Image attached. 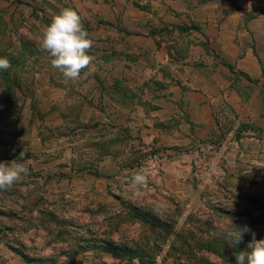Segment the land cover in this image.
<instances>
[{
  "label": "rangeland",
  "instance_id": "374dc122",
  "mask_svg": "<svg viewBox=\"0 0 264 264\" xmlns=\"http://www.w3.org/2000/svg\"><path fill=\"white\" fill-rule=\"evenodd\" d=\"M145 1L0 0V58L11 63L8 75L0 70V162H26L28 170L11 189L0 190V212L11 216L0 215V264L10 255L7 241L16 247L24 244L28 255L55 264H140L128 255L106 251L105 243L137 246L155 259L154 264H230L239 249L250 251L252 242L251 234L235 245L226 241L223 233L231 223L247 225L256 240L264 239L263 114L258 116L262 127L244 124L237 141H219L214 149L203 145L199 173L189 175L183 189L175 192L145 193L151 186L157 188L150 180L147 189L132 187L136 168L155 154L146 152L142 140L134 141L131 160L118 170H130L124 186L112 183L113 176L88 177L100 175L90 160L69 165L66 150L85 154L97 145L91 138L102 130L94 132L92 124L82 120L85 103L94 105L100 96L106 101L114 84L138 97L134 103L143 101V92L158 100L157 93L164 89L157 81L147 82L152 74L140 63L146 56L155 59L153 50L147 53L150 40L143 25L159 18L152 10L156 3ZM65 8L78 12L94 41L87 53L94 57L92 66L78 80L66 79L53 68L40 46L46 27ZM66 104L67 113L62 114ZM227 114L226 129L243 120L232 110ZM79 131L89 139L78 138ZM123 152L124 148L121 156ZM102 163L109 164H97L104 168ZM74 171L83 174L86 183L62 181ZM102 171L105 176L107 171ZM84 184L90 185L84 186L88 190L105 186L95 194L85 191ZM133 208L154 210L162 226L140 224L132 218Z\"/></svg>",
  "mask_w": 264,
  "mask_h": 264
},
{
  "label": "crops",
  "instance_id": "0c3cea01",
  "mask_svg": "<svg viewBox=\"0 0 264 264\" xmlns=\"http://www.w3.org/2000/svg\"><path fill=\"white\" fill-rule=\"evenodd\" d=\"M145 2H151L152 6L156 3L158 7L152 10H157L159 18L143 25L146 39L150 40L147 53L153 50L155 59L146 56L140 63L152 74L147 82L157 81L164 89L157 93L158 100L143 92V101L134 103L138 97L112 85L105 95L106 101L100 96L94 105L83 106L84 123L90 122L94 132L102 129L91 138L97 145L85 154L81 150L75 153L71 148L66 154L70 155V166L74 161L84 164L87 160L97 165L100 175L88 177L113 176L112 183L124 186L130 181L126 177L130 170L122 173L118 170L131 160L134 141L142 140L146 152L155 154L136 169L142 170L157 186L155 190L151 186L145 193L166 194L183 189L187 177L199 173L203 145L214 149L237 141L244 124L262 127L258 116L264 115V0ZM144 13L152 16L148 11ZM151 30L154 33L149 35ZM226 65L233 67L234 72ZM68 107L66 104L62 114L67 113ZM228 110L243 120L226 129L223 123L230 122ZM61 120L64 121L63 116ZM77 135L89 139L83 131ZM219 141L223 142L218 144ZM102 153L106 155L103 158ZM101 160L109 164H100L103 168L97 164ZM102 170L107 171L105 176ZM62 181L86 183L83 174L76 171ZM84 186L90 187L88 184L81 187L86 189ZM103 186L93 185L85 191L97 194ZM143 187L147 189L148 185ZM5 250L10 253L6 264H26L12 250Z\"/></svg>",
  "mask_w": 264,
  "mask_h": 264
},
{
  "label": "clouds",
  "instance_id": "9594fccd",
  "mask_svg": "<svg viewBox=\"0 0 264 264\" xmlns=\"http://www.w3.org/2000/svg\"><path fill=\"white\" fill-rule=\"evenodd\" d=\"M94 45L90 34L84 28L81 16L77 11L65 8L56 15L43 32L41 48L50 56L53 68L60 71L66 79L78 80L85 69L92 66L94 57L87 53ZM11 63L6 58H0V70H7ZM23 155V154H22ZM25 163L16 161L0 162V190H9L28 174ZM148 182V176L138 171L132 177V187L139 189ZM227 229L223 235L226 241L237 244L245 234H251L252 242L248 245L250 251L235 253L236 264H264V239L256 240L255 233L247 226H235Z\"/></svg>",
  "mask_w": 264,
  "mask_h": 264
},
{
  "label": "trees",
  "instance_id": "16d2710c",
  "mask_svg": "<svg viewBox=\"0 0 264 264\" xmlns=\"http://www.w3.org/2000/svg\"><path fill=\"white\" fill-rule=\"evenodd\" d=\"M229 66V65H226ZM229 69L234 72L233 67L229 66ZM6 74L8 75V70H5ZM133 212H134V216H132L133 219H136L140 224L142 225H146L149 226L151 228H158L159 226H162V222L160 221L159 217L157 216V214L154 212V210L151 209H143V208H133ZM155 213V214H154ZM0 215L6 217V218H10V215H7L5 213L0 212ZM15 216V215H14ZM11 227H8V231L10 230ZM3 230V226L0 227V232ZM106 247L105 250L106 251H110V252H120L122 254L128 255L130 257H132L133 259H137L140 264H154L155 259H153V257L150 258L145 256L142 253H140L138 250L139 247L136 246L135 247H130V246H124V245H116V244H112V243H105ZM105 245H98L95 246L93 245L92 247L94 248H101V246H105ZM7 246L9 247L10 250H12L17 256H19L26 264H55L50 260H46V259H37L35 257H32L30 255H28L26 253V246L23 244L20 247H16L13 244H9L7 241ZM82 250H84V248H82ZM239 251H244L242 248L239 249ZM245 252V251H244ZM230 264H236V259H232L229 261Z\"/></svg>",
  "mask_w": 264,
  "mask_h": 264
}]
</instances>
